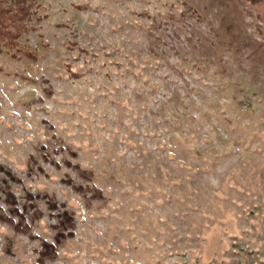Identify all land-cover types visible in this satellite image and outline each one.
Masks as SVG:
<instances>
[{
	"label": "rangeland",
	"instance_id": "rangeland-1",
	"mask_svg": "<svg viewBox=\"0 0 264 264\" xmlns=\"http://www.w3.org/2000/svg\"><path fill=\"white\" fill-rule=\"evenodd\" d=\"M35 10L0 53V264H264V0Z\"/></svg>",
	"mask_w": 264,
	"mask_h": 264
},
{
	"label": "trees",
	"instance_id": "trees-1",
	"mask_svg": "<svg viewBox=\"0 0 264 264\" xmlns=\"http://www.w3.org/2000/svg\"><path fill=\"white\" fill-rule=\"evenodd\" d=\"M36 0H0V53L21 51L19 40L32 30L36 17ZM27 58L34 59L32 52Z\"/></svg>",
	"mask_w": 264,
	"mask_h": 264
}]
</instances>
